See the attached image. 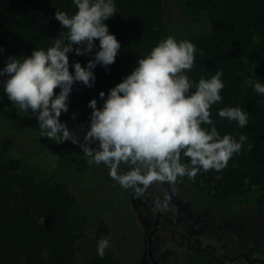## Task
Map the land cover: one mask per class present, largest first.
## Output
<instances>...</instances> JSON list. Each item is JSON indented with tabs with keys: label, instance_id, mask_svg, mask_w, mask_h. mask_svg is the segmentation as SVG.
I'll list each match as a JSON object with an SVG mask.
<instances>
[{
	"label": "trees",
	"instance_id": "obj_1",
	"mask_svg": "<svg viewBox=\"0 0 264 264\" xmlns=\"http://www.w3.org/2000/svg\"><path fill=\"white\" fill-rule=\"evenodd\" d=\"M167 1L115 0L117 12L104 23L121 48L113 64L107 68L97 64L93 69V87L81 82L73 84L81 100L88 103L95 98L97 107H101L99 92L107 95L109 88L131 72L137 58L170 35L165 18ZM181 1L204 22L188 39L197 51L187 75L198 82L217 71L223 73L222 100L211 106L212 119L221 136L230 133L237 139L239 134L247 137L241 151L229 159L225 168L201 169L193 178H181L215 200L241 198L253 191L256 201L263 203L264 97L245 81L255 79L254 74L264 82V0ZM57 10L72 15L76 8L72 0H0V46L20 58L30 55L36 47L51 46L54 39L66 32L55 18ZM94 43L96 47L90 53H69L70 65L77 61L84 66L93 59L99 47L98 40ZM76 47L74 44L73 48ZM69 71H73L71 66ZM229 106H238L248 113L246 127L238 128L236 122L217 115L218 109ZM3 129H0V264H80L77 241L84 236V227L97 216L98 207L89 194L79 199L65 182L42 170L46 163L39 152L40 139H33L35 145L31 142L32 147H27L24 156L17 146L18 130L13 126L4 132ZM107 230L100 221L97 237L105 238ZM83 264H121V261L106 249L102 258L97 252L92 253L84 258Z\"/></svg>",
	"mask_w": 264,
	"mask_h": 264
},
{
	"label": "clouds",
	"instance_id": "obj_2",
	"mask_svg": "<svg viewBox=\"0 0 264 264\" xmlns=\"http://www.w3.org/2000/svg\"><path fill=\"white\" fill-rule=\"evenodd\" d=\"M72 3L76 8L72 15L55 13L66 30L61 38L46 49L36 47L22 58L8 56L0 77H6L3 92L15 109L25 115L30 110L34 115L39 136L77 143V133L59 119L68 111L72 86L81 82L93 87V69L97 64L105 68L113 64L121 45L104 23L117 12L115 0ZM95 40L99 47L94 58L84 66L77 61L70 65L68 54L92 52ZM196 51L192 42L166 36L137 58L131 72L109 88L107 95L99 92L101 107L95 98L87 103L91 114L80 143L87 163H102L113 180L137 196L154 182L174 183L177 177H195L201 169L225 168L247 140L243 134L237 139L230 133L221 136L218 131L211 106L222 100L223 73L217 71L198 82L189 79L187 71L193 67ZM253 76L255 79H247L246 85L264 97V82ZM217 115L236 122L238 128L248 124V113L238 106L220 108ZM91 143L96 144L95 149L89 147ZM109 247L107 238L99 239L97 254L102 258Z\"/></svg>",
	"mask_w": 264,
	"mask_h": 264
},
{
	"label": "flooded vegetation",
	"instance_id": "obj_3",
	"mask_svg": "<svg viewBox=\"0 0 264 264\" xmlns=\"http://www.w3.org/2000/svg\"><path fill=\"white\" fill-rule=\"evenodd\" d=\"M8 56L10 53L0 46V68ZM54 92L58 93L59 89ZM66 114L72 120L67 125L83 136L84 131L77 129V123L85 118L68 109L59 119L64 121ZM87 125L85 122V131ZM115 183L136 235L130 264H264V233L246 230L244 208L215 201L181 177L174 183L154 182L140 196ZM100 212L102 215L97 214L94 224L95 237L97 241L100 239L96 229L103 221L108 229L105 238L109 240L110 227L101 218L105 213ZM122 235L121 229L119 241L123 240ZM107 249L118 257L113 247Z\"/></svg>",
	"mask_w": 264,
	"mask_h": 264
},
{
	"label": "rangeland",
	"instance_id": "obj_4",
	"mask_svg": "<svg viewBox=\"0 0 264 264\" xmlns=\"http://www.w3.org/2000/svg\"><path fill=\"white\" fill-rule=\"evenodd\" d=\"M165 18L169 34L175 36L177 39L188 40L199 29L201 24L204 23L201 21V17H197L190 10L186 9L181 0L167 1ZM3 81L0 78V129L4 128V132L6 128L13 126L18 130L20 139L19 141L17 140V146L20 153L24 156L28 153L27 147L31 145L29 147L31 148L32 143L35 145L33 139L41 140L39 141V152L46 163L42 170L48 171L57 179L65 182L79 199L88 194L91 196V198L89 196L90 200H93L95 206L99 207L97 213L101 214L100 210L105 213L101 218L106 219L110 227V247L114 248L121 264H130L132 262L130 258L135 248L136 235L131 230L133 226L132 219L128 216L122 204V198L119 191H117L115 180L109 175L108 168L102 163L100 165H89L87 163L88 158L83 155L80 147V143L83 142V136L77 134V143H73L71 140L56 142L47 137L39 136L38 122L34 115L31 114L30 110L25 115L18 108L15 109L3 92ZM69 98L71 99L68 102L69 111L75 112L76 115L81 114L85 118V121L80 120L77 123V129L85 131L84 123L89 122L91 109L87 106V102L78 97L73 87ZM63 120L67 124L72 122L70 114L63 116ZM67 126L72 130L71 126ZM23 137L28 138V140L26 141ZM89 147L95 149L96 144L91 143ZM34 157L38 158L36 154ZM252 194L253 191L241 198L232 197L223 202L231 205L233 208L245 209V216L248 221L247 231L264 233V202L258 203L256 201L257 197ZM99 196L100 198L96 199ZM108 214L113 215L114 218H110ZM96 218L97 216L84 227L85 234L77 241L80 264H83L85 257L97 252L98 241L94 233ZM121 229L123 240L119 241L118 237Z\"/></svg>",
	"mask_w": 264,
	"mask_h": 264
}]
</instances>
